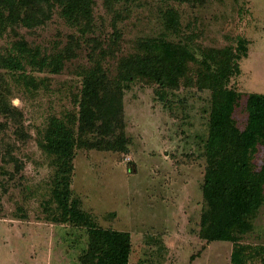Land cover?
Returning a JSON list of instances; mask_svg holds the SVG:
<instances>
[{
  "label": "rangeland",
  "instance_id": "rangeland-1",
  "mask_svg": "<svg viewBox=\"0 0 264 264\" xmlns=\"http://www.w3.org/2000/svg\"><path fill=\"white\" fill-rule=\"evenodd\" d=\"M93 1L91 25L70 24L57 8L42 26L0 30V53L20 57L16 44L25 42L36 58L64 64L59 74L30 63L24 71H1L16 112L0 115V264H85L89 231L64 217L54 200L58 167L41 147L44 132L51 118L68 117L77 132L83 73L101 64L115 78L124 59L158 38L187 47L196 62L176 86L137 80L125 90V149L115 138L101 147L76 143L71 200L96 227L131 235L129 264H231L236 245L264 247V203L238 244L202 237L212 91L197 82L207 58L236 53L240 39L248 41V57L237 61L242 72L228 83L243 95L234 114L243 130L247 93L264 94V0ZM172 11L175 31L167 23ZM20 75L37 87L18 83ZM263 162L260 147L256 168ZM250 264H264V253Z\"/></svg>",
  "mask_w": 264,
  "mask_h": 264
},
{
  "label": "trees",
  "instance_id": "trees-1",
  "mask_svg": "<svg viewBox=\"0 0 264 264\" xmlns=\"http://www.w3.org/2000/svg\"><path fill=\"white\" fill-rule=\"evenodd\" d=\"M93 7V0H0V30L10 24L28 29L42 26L57 8L70 24L91 25ZM167 23L175 31L178 15L172 11ZM16 49L20 57L0 53V115L5 117L14 116L16 110L8 104V85L1 71H24L25 63H30L59 74L64 65L58 57L36 58L39 54L30 50L25 42L17 43ZM144 50L141 55L124 59L115 78H110L101 64L84 72L77 132L70 117L67 120L51 118L41 142L43 150L54 157L58 167L54 179L55 202L71 223L88 228L85 264H129L132 239L128 232L96 227L90 215L80 208L79 200H71L70 174L76 143L90 148L101 147L104 142L111 145L108 139L115 138L114 144L125 149V90L137 80H155L166 87L176 86L190 70L189 64L197 60L190 49L171 44L165 38L149 41ZM219 53L223 54L220 59ZM247 57L248 41L240 39L236 53L216 52L213 60L207 58L197 73V82L205 83L212 91L209 135L205 143L204 197L207 206L201 231L202 237L209 242L238 244L242 235L252 229L253 220L264 203V162L260 169L255 166L259 148H264V94L247 93L248 120L240 130L234 114L243 95L228 87L230 78L242 72L237 61ZM17 82H23L30 91L37 87L33 79L24 75L18 76ZM90 135L97 140L88 141ZM262 253L264 247L261 246L236 245L231 264H250Z\"/></svg>",
  "mask_w": 264,
  "mask_h": 264
}]
</instances>
